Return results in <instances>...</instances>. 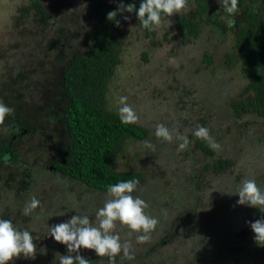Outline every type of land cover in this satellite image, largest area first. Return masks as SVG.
<instances>
[{
    "label": "rangeland",
    "instance_id": "1",
    "mask_svg": "<svg viewBox=\"0 0 264 264\" xmlns=\"http://www.w3.org/2000/svg\"><path fill=\"white\" fill-rule=\"evenodd\" d=\"M39 1L44 3L50 14L47 21L38 10L31 9L33 3ZM90 1L0 0V100L14 109V114L6 116L4 124L0 125V141L10 137V129L4 127L20 118L24 121L26 128L30 129H27V135L14 142V146L20 149L21 158L30 160L31 167L37 163L35 180L43 165H50L59 148L65 145V139H57L51 129H33L34 126L48 125L49 107L55 103L53 95L61 81L57 69L62 66L54 60L57 57H46L49 49L45 43L50 35L56 36L65 29L67 36L74 37L65 40L68 41L67 50L71 48L68 53L72 54V50L83 52L88 42L86 29L92 22ZM211 2L214 8L223 11L218 0ZM24 5L30 10L20 17L22 12L19 9ZM193 9L192 0H187V6L179 13L171 17L165 15L151 37L141 35L131 17L127 21L124 42L119 47L121 64L112 80L109 108L113 107L118 113L119 98L126 96L127 103L139 116L137 124L148 130L144 141L155 145V150L147 148L143 140L132 141L124 149L128 153L116 161L115 168L142 176L137 191L132 195L147 202L149 207L145 212L158 219L155 230L159 231H152L148 241L137 242V235L142 233L131 232L117 221L114 231L119 233L121 242H131V253L135 258L131 261L124 259L121 252L115 264H172L164 261L166 254L178 255L180 252L183 253L180 257L186 258L189 264H236L235 261L238 264H264V243L255 241V234L245 222L264 218V213L255 207L237 204L239 196L235 194L241 182L222 179L217 183L213 179L211 184L218 185L212 192L215 195H199L197 204L193 205V185L200 183L196 175L211 156L208 158L192 146L180 149L178 143L181 141H177L174 129H196L202 125L210 130L212 137L214 132L220 131V136L215 135L214 140L220 142L218 150L224 159L234 154L231 152L236 150L235 143L242 142V147L244 139L249 138L252 132V138L264 136L263 121L251 112H237L232 104L234 100L242 99L240 94L247 84L237 60L232 57L235 50L233 32L204 25L199 37H192L188 42H184L183 36L173 37L179 33L174 29L176 16L192 15ZM165 36L171 38L166 39ZM60 47L56 53L62 50L63 55L66 54L65 46ZM145 51L147 59L143 56ZM206 53L211 55L212 62L207 61ZM33 69H38L35 72L37 79L31 82L26 73L33 72ZM19 71L22 73L20 77ZM50 93L52 97L47 98ZM61 107L63 109L64 104ZM52 112L58 115L55 120L58 123V109ZM158 123L170 129L171 142L156 137L155 126ZM230 132L233 137L228 135ZM45 143L49 144L51 151L42 149ZM156 144L159 147L162 144L161 150L166 151L160 153ZM36 148L38 151H34ZM243 158L246 160L244 164L249 165V173L253 169L255 171L257 165H262L264 173L263 154L258 155L253 149ZM11 168L0 164V218L12 220L20 230L27 229L34 243L37 241L33 260L27 257L30 258L27 260L29 264H42L38 257L43 255L58 261L56 254L64 251L67 255L68 249L48 236L47 225L66 222L76 214L87 215L95 223L97 210L109 198L107 192L89 190L88 186L74 180L68 184L59 182L57 176L44 173L41 174L47 179H43L34 190L35 182H31V177L27 178L28 182H23L17 172L15 175L17 168ZM13 172L18 180L12 177ZM251 177L249 179H255L258 186L264 188V176ZM62 193L66 196L64 200ZM33 196L40 205L29 215H24L23 209ZM236 226L233 234L237 240L231 233ZM238 234L242 235V240ZM80 255L90 260L97 257L98 260L92 264H109L107 256L99 257L94 250L81 249ZM19 257L8 263L24 264Z\"/></svg>",
    "mask_w": 264,
    "mask_h": 264
},
{
    "label": "trees",
    "instance_id": "2",
    "mask_svg": "<svg viewBox=\"0 0 264 264\" xmlns=\"http://www.w3.org/2000/svg\"><path fill=\"white\" fill-rule=\"evenodd\" d=\"M121 2L125 5L130 3L135 4L138 10L142 0H91L89 2V17L92 22L90 28L86 29V32H88V42L87 48L83 52L75 53L72 50V54L68 53V51H71V48L67 50L68 41L65 42V40L74 37L67 36L68 34L65 29L60 30L56 36L50 35V38L45 43L49 49L46 52V57H57V60L53 59L57 63H60L62 66L61 70L63 71L61 84L57 87H62V91L60 92L58 89L54 92V95H56L55 103L49 107L51 112L47 116V119L53 116V121L59 125L62 123L66 129H54L52 131L57 139H65V145L61 146L59 151H57L58 157L56 159H60V161L56 162L55 165L59 171L55 173L44 167L42 169V166H39L42 169L41 173L48 174V176L55 175L59 182L64 181L66 184L74 180L88 186L89 190L94 189L101 192H107L109 186L121 181L129 179L140 181L142 179L141 175L126 170H118L115 168V165L118 159L122 158V156L125 157L124 154L128 153L124 152V149L130 142L144 141L148 136V130L141 125L137 123H122L119 119V114L112 109L113 107L109 108L108 105L112 80L116 76L118 66L121 64L119 47L124 42L127 25L124 16L132 17L135 20V29L141 35L151 37L156 32V26H152L151 30L145 29L135 12L118 14L116 19L120 20V27H117L113 21H109L107 14L116 10ZM192 4L194 5L192 15L184 14L183 16H176L174 29L179 31V33L176 32L173 37L180 38V36H183L184 42H188V39L192 37H199L204 25L223 28L225 32L231 30L233 32L235 48L232 57L237 60L241 76L247 82L240 94L242 99L234 100L232 102L233 107L237 112L244 111L255 114L264 123V0H238V11L235 14H229L224 10L218 11L217 8L211 5V0H192ZM34 5H36L37 9L41 10V14L45 21H47L50 18V14L47 13L46 6L42 5L41 1L34 2ZM29 10L28 6H22L19 9L22 12L20 17H23L24 13H28ZM164 17L165 15L162 14V19ZM167 35L169 34L167 33ZM165 37L166 39L171 38ZM61 45L65 46L64 50L65 52L67 51L64 55L62 50L56 53L53 49L58 47L60 50ZM40 48H43V46ZM143 56L147 59L146 51ZM206 56L207 61L212 62L211 55L206 53ZM230 62L227 61V63ZM186 71L189 72V70ZM63 104L64 110L59 114L61 117L57 119L59 120L57 123L55 120L58 115L56 116L52 110L58 109ZM19 121L20 123H17L18 126L25 125L23 120L19 119ZM18 130L24 131L25 129ZM195 130L174 129L176 136L180 134L188 136L189 144L187 147L192 146L198 149L199 152H204L208 155V158L211 156L210 161L207 160L202 166L203 170L196 175L198 181L200 179V183L197 182L193 185V205L197 204L196 197L199 195L203 197L207 194L215 195L212 192L216 190L218 187L217 183H220L222 179H230L233 183H236L242 182V179L252 178L251 176H264L262 165H257L255 171L253 169L249 173L247 171L249 165L248 163L244 164L246 160L243 158L246 157L247 153L250 154V151L253 149H255L258 155L263 154L264 156V136L260 139L252 138L251 135L254 134L252 132L250 136L248 135L249 138L244 139L242 147V142L235 143L237 151L233 149L234 151L231 153L234 154L224 159L218 149H211L206 140L195 137L193 135ZM223 131L225 132L226 130L223 129ZM232 132L228 134L230 137L234 135ZM219 133L220 131L214 132L213 138L216 137L215 135L220 136ZM215 141L221 145L219 141ZM10 142L8 140V142L0 144V161L4 158L5 154H8L11 157L9 166L13 167L11 169L17 168L15 175L17 172L18 177L23 182H28L27 178L31 177L33 179L31 182H35V190L43 179H47L46 175L38 173L35 180L36 172L34 169L36 170L37 163H34L31 167L29 164L30 160L28 158H21L20 149L16 146H10ZM156 147L160 153L166 151L161 150L162 144L161 147L156 144ZM47 148L51 151L49 144L45 143L42 149L47 151ZM62 157H64L66 163L61 161ZM239 167L244 168L246 172H242ZM11 175L18 180L14 172ZM213 179L216 180V185L211 184ZM198 183L205 185L201 186ZM34 190L32 191L34 192ZM64 199H66V196L62 193V200ZM21 203L19 204L20 206ZM245 222L248 224L246 220ZM236 224L238 225V223ZM236 228L237 226L231 230L235 240L237 238L233 234V230ZM155 231H159V229ZM239 236L241 237L239 240H242V235ZM251 239L253 240V236H251ZM59 253L64 255V251H60ZM150 254L152 252L148 256ZM94 257L89 260L91 262L98 260L96 259L97 257ZM174 257L175 255H171L165 262L174 264ZM48 258L44 255L38 257L43 262L42 264H59L58 261ZM19 259H23L24 264H29L27 260L30 258L27 259L23 254L20 255ZM31 260H33L32 257ZM182 260L184 263H187L186 258ZM235 262L238 264V261Z\"/></svg>",
    "mask_w": 264,
    "mask_h": 264
},
{
    "label": "clouds",
    "instance_id": "3",
    "mask_svg": "<svg viewBox=\"0 0 264 264\" xmlns=\"http://www.w3.org/2000/svg\"><path fill=\"white\" fill-rule=\"evenodd\" d=\"M223 10L229 14L238 11V0H218ZM187 6V0H142L138 10L135 4L125 5L122 2L117 9L107 14V19L113 21L117 27L121 26L120 20L116 17L123 12H135L141 25L145 29H152V26L161 24L162 14L171 17L179 13ZM124 20L130 17L124 16ZM120 107L118 109L119 119L124 124H134L139 120L138 114L133 107L127 103V97L119 98ZM14 114V109L7 106L0 100V125H3L8 115ZM155 135L171 142L173 136L170 129L162 123L155 126ZM193 135L208 142L211 149L215 150L220 145L210 135V130L202 125H198ZM177 140H181L180 149H186L189 144L187 135H177ZM147 148L155 150V145L149 141H144ZM4 162H8L11 157L4 155ZM139 180H125L108 187V199L102 208L96 212V222L94 223L87 215H73L66 222L48 226V236L54 238L56 242L67 246L68 254L58 256L59 264H92L89 259L80 255L81 249L94 250L97 256L109 258V264H115L118 254L123 253L122 258L129 261L135 257L131 253V242H121L118 232H115L116 222L126 225L131 232L142 233L137 235V242H146L150 239V233L154 231L159 223L158 219L147 214L145 209L149 207L147 202L139 196L132 195L138 189ZM239 196L238 205L255 207L264 213V188L258 186L255 179H245L241 182L237 193ZM40 201L33 196L23 209L24 215H29L39 207ZM64 215V214H62ZM253 231L254 239L258 244L264 243V218L254 222H248ZM36 244L32 234L27 230L17 228L12 220L0 218V264H8L13 258L23 254L26 258L36 255Z\"/></svg>",
    "mask_w": 264,
    "mask_h": 264
},
{
    "label": "flooded vegetation",
    "instance_id": "4",
    "mask_svg": "<svg viewBox=\"0 0 264 264\" xmlns=\"http://www.w3.org/2000/svg\"><path fill=\"white\" fill-rule=\"evenodd\" d=\"M41 4L42 5H44V3L41 1ZM36 5H34V3H33V5H32V7H31V9H34V10H38L39 11V13L41 14V10L40 9H36V7H35ZM44 18V17H43ZM54 49V51L55 52H57V51H59V48L58 47H55V48H53ZM62 68H60V69H57L58 70V73H59V76H60V78H61V81H62V70H61ZM38 69H33V72H27L26 73V75H27V79H28V81H33L34 79L36 80L37 78L35 77V72L37 71ZM21 71H19V73H18V77H20V74H22V73H20ZM46 72V71H45ZM54 73H55V71H54ZM34 83H35V81H34ZM61 84V82L60 83H58V86ZM59 89V91L61 92L62 91V87H59V88H57V90ZM60 94V93H59ZM21 96H23V94L21 95ZM54 97H56V95H53ZM50 97H52V94L50 93L49 94V97H47V98H50ZM56 99V98H55ZM53 100H54V98H53ZM64 110V107H63V109H62V107L60 108V106H59V108H58V114H60V113H62V111ZM61 116L59 115V118H60ZM53 118V116L51 117H49L48 119H47V122H48V125H46V126H44V127H37V126H34L33 127V129H51L52 131H54V129H66V128H64L63 127V124L62 123H60V125L59 124H53V120L54 119H52ZM21 119V118H20ZM17 123H20V121L17 119ZM55 125H57V126H55ZM4 129H10V132H9V135H10V137L9 138H11V139H5L4 141H0V144H2V143H4V142H8V140L9 141H11L10 142V146H14V142L16 141V140H19L20 138H22V136H24V135H27V133H28V130L27 129H30V128H26V125H22V126H18V124H15V123H13V124H11V125H8V126H6V127H4ZM17 129H25L24 131H17ZM64 133V132H63ZM54 135V134H53ZM59 136V135H58ZM61 140V139H60ZM58 157V154H56L55 155V157H54V159H52L51 161H50V165H46V164H44L43 166H44V168H47V169H49V171H52V172H58L59 170L57 169V167H56V165H55V163L56 162H59L60 161V159H56ZM10 161V160H9ZM9 161L8 162H4V159H2L1 161H0V164H4V165H9ZM61 161H66L65 159H64V157H62L61 158ZM180 254H183V253H179L178 255H176V254H172V255H175V259H174V261L175 262H183V264H185L184 263V261L182 260V258L180 257ZM171 255H168V254H166V259L167 258H169ZM165 261V260H164Z\"/></svg>",
    "mask_w": 264,
    "mask_h": 264
},
{
    "label": "water",
    "instance_id": "5",
    "mask_svg": "<svg viewBox=\"0 0 264 264\" xmlns=\"http://www.w3.org/2000/svg\"><path fill=\"white\" fill-rule=\"evenodd\" d=\"M63 163H66V161H63Z\"/></svg>",
    "mask_w": 264,
    "mask_h": 264
}]
</instances>
